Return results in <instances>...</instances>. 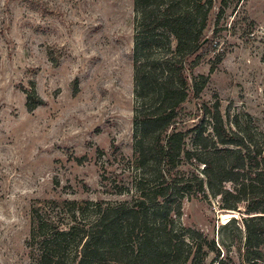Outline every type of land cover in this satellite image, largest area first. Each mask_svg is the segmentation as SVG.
<instances>
[{
    "label": "rangeland",
    "instance_id": "374dc122",
    "mask_svg": "<svg viewBox=\"0 0 264 264\" xmlns=\"http://www.w3.org/2000/svg\"><path fill=\"white\" fill-rule=\"evenodd\" d=\"M133 1L0 0V264H38L26 245L32 209L55 216L51 202L134 194ZM213 1L206 45L185 72L207 84L181 105L176 128L202 122L207 137L205 108L218 102L225 127L234 130L237 118L264 150V0H227L219 17L221 0ZM28 100L42 103L28 109ZM202 168L183 161L177 170L203 179ZM246 206L223 209L206 187L182 201L181 227L214 242L200 264H264L244 258Z\"/></svg>",
    "mask_w": 264,
    "mask_h": 264
},
{
    "label": "trees",
    "instance_id": "16d2710c",
    "mask_svg": "<svg viewBox=\"0 0 264 264\" xmlns=\"http://www.w3.org/2000/svg\"><path fill=\"white\" fill-rule=\"evenodd\" d=\"M213 5V0L133 1L134 194L118 203L51 202L59 207L55 216L32 209L26 245L36 249L38 264H200L204 248L213 249L214 242L182 228L179 220L182 201L204 194L205 187L223 199V209L247 203L252 217L244 221V258L264 263V150L252 146L237 118L234 130L225 127L218 102L205 108L207 137L202 122L186 131L176 128L181 105L190 95L198 98L207 84L204 76L189 82L185 72L200 60ZM41 103L28 100L27 107ZM191 138L193 149L186 150ZM183 161L202 164L203 179L179 173Z\"/></svg>",
    "mask_w": 264,
    "mask_h": 264
}]
</instances>
